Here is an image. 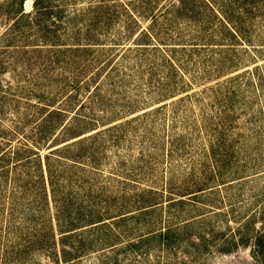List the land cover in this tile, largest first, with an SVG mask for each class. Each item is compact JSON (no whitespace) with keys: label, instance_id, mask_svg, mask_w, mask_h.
<instances>
[{"label":"rangeland","instance_id":"1","mask_svg":"<svg viewBox=\"0 0 264 264\" xmlns=\"http://www.w3.org/2000/svg\"><path fill=\"white\" fill-rule=\"evenodd\" d=\"M24 7L30 10L32 0ZM6 21L0 18V33ZM191 30L195 26L187 24L184 38ZM252 30L250 43L228 49L186 42L164 56L150 52L140 60L131 54L78 94L74 109L83 103L77 113L99 123L84 125L86 141L76 146L88 148L89 160L57 169V199L70 202L77 215L105 217L119 214L125 204L135 207L136 200L158 202L127 229L145 233L171 225L178 231L171 249L155 248L143 262L119 253L120 264H258L250 246L238 245L264 227V20L257 19ZM44 64L35 57L29 67L15 57L0 62V86L9 93L2 99L1 126L25 120L27 105L38 102L25 98L34 83L46 84ZM73 73V64L50 72V87L58 74ZM25 132L28 127L19 139L11 138L13 147L25 143ZM47 151L41 150L42 158ZM13 177L0 181V264H55L36 249L48 230L56 239L59 233L50 186L45 181L43 208L36 179L23 189ZM111 229L121 235L125 226ZM97 257L84 256L79 264H100Z\"/></svg>","mask_w":264,"mask_h":264},{"label":"trees","instance_id":"2","mask_svg":"<svg viewBox=\"0 0 264 264\" xmlns=\"http://www.w3.org/2000/svg\"><path fill=\"white\" fill-rule=\"evenodd\" d=\"M25 1L0 0V18L8 20L0 33V62L15 57V63L29 67L33 57L40 59L42 65L45 63L42 71L47 82L33 84L25 100L35 97L38 102L28 104L31 109L26 111L25 120L18 118L9 128L1 126L2 99L9 93L0 86V181L7 182L12 173L14 183L26 189L36 179V195L41 196L43 208L48 203L46 182L50 186L59 233L56 239L48 230L38 239L36 249L53 257L55 264H79L92 254L98 255L100 264H120L119 253L143 262L155 248L171 249L178 241V231L171 225L145 233L127 229L129 222L136 226L158 202L136 200L135 207L125 204L119 214L105 217L101 212L77 215L75 206L55 196L57 169L89 160L87 147L76 148L86 141L82 127L99 123L94 117L77 113L83 103L77 110L75 101L109 65L114 70L119 60L124 62L131 54L144 60L150 52L163 51L164 56L178 46L184 49L186 42L220 49L250 43L255 21L264 20V0H32L30 10L25 9ZM146 19L150 24L141 27L140 20ZM187 24L196 30L184 38ZM173 30L178 35L174 36ZM104 52L100 59L98 54ZM115 57L119 59L113 62ZM69 64L75 66V74L69 78L58 74L56 86L50 87L55 80L47 74L64 70ZM26 127L28 132L21 138L25 143L13 147L11 138L19 139L20 130ZM44 149L48 151L42 158ZM261 207L264 210V204ZM114 226H125V230L118 235L111 229ZM241 244L250 246L253 259L264 264V227L242 238ZM34 246H27L30 252Z\"/></svg>","mask_w":264,"mask_h":264}]
</instances>
